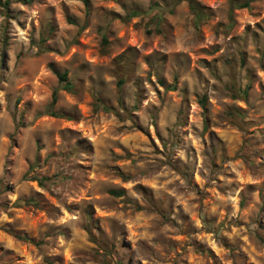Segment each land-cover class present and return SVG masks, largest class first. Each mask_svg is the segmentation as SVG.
Returning a JSON list of instances; mask_svg holds the SVG:
<instances>
[{
	"label": "rangeland",
	"instance_id": "obj_1",
	"mask_svg": "<svg viewBox=\"0 0 264 264\" xmlns=\"http://www.w3.org/2000/svg\"><path fill=\"white\" fill-rule=\"evenodd\" d=\"M196 1L0 5V264H264V0Z\"/></svg>",
	"mask_w": 264,
	"mask_h": 264
},
{
	"label": "trees",
	"instance_id": "obj_2",
	"mask_svg": "<svg viewBox=\"0 0 264 264\" xmlns=\"http://www.w3.org/2000/svg\"><path fill=\"white\" fill-rule=\"evenodd\" d=\"M230 2V7H231V12H233L234 9H239V8H244V7H248L249 3L248 2H240L239 0H229ZM11 4V0H0V5L7 11L9 9V6ZM189 5H190V9L192 11V13L194 14L195 16V19L197 20V22H200L206 15L202 9V7L199 5V3L196 1V0H189ZM140 13L139 10H132L130 12H128L125 17H121L123 18L124 20H128L129 18L133 17V16H136ZM156 18V22L157 24H159V22L162 20V16L160 14H157L155 16ZM158 30L159 27H158ZM103 41L105 43L108 42V39L106 36H103ZM59 75V79H60V83H61V86L63 89L65 90H68V91H73V84L68 81V78H67V72H63V73H58ZM124 82L123 79H121L119 81V84H122ZM173 88H175L174 86L175 85H172ZM247 91V88L245 89V92ZM57 97H58V90H55L54 93H53V99H52V103H51V106H54V104L57 102ZM202 101V104H204V99L201 100ZM97 108H102L104 109L105 111H108V112H115L116 114H119L118 113V110L116 109V107L114 106H111V105H107L105 103H103L100 99L97 100V105H96ZM48 114L52 115V116H56V117H63L65 116V113L63 112H60V111H56V110H53V109H49L47 110ZM44 179H49V177H43L40 179V183L43 184L44 183ZM111 192L115 195H123L124 194V190L123 189H118V190H111ZM26 202H29V200H27ZM17 237L19 238H23L25 240H30V241H33V239L29 238L28 236H23V235H20L18 233H14Z\"/></svg>",
	"mask_w": 264,
	"mask_h": 264
}]
</instances>
